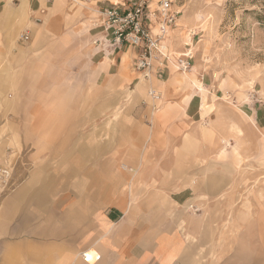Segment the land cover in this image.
<instances>
[{
  "label": "crops",
  "instance_id": "1",
  "mask_svg": "<svg viewBox=\"0 0 264 264\" xmlns=\"http://www.w3.org/2000/svg\"><path fill=\"white\" fill-rule=\"evenodd\" d=\"M53 1L35 23L29 13L38 9L30 0H0V54L7 57L0 71V132L17 131L16 144L10 141L21 151L16 185L0 205V264H233L228 231L220 245L203 238L196 225L201 215L187 208L184 190L171 192L159 181L171 177L164 148L174 144L187 106L163 97L155 112L148 104L140 114L150 115L151 126L133 106L116 107L123 92L151 103L149 88L170 90L165 82L172 75L161 83L154 72L146 79L140 71L132 88L136 50L124 44L109 57L95 56L87 21L75 26L84 8L70 12L73 0ZM26 26L30 37L21 41ZM109 93L115 105L106 111ZM108 111L112 124L97 121V135L79 137ZM100 132L108 139H95ZM11 144L0 136V147ZM119 147L126 153L116 154ZM119 162L143 181L125 186L132 173ZM137 163L141 171H134Z\"/></svg>",
  "mask_w": 264,
  "mask_h": 264
},
{
  "label": "rangeland",
  "instance_id": "2",
  "mask_svg": "<svg viewBox=\"0 0 264 264\" xmlns=\"http://www.w3.org/2000/svg\"><path fill=\"white\" fill-rule=\"evenodd\" d=\"M36 1L39 2L37 5L30 0L32 8L36 6L38 10L33 12L31 9L29 17L33 22L41 23L53 0ZM130 1L73 0L70 3V12L74 6L84 8V15L80 14L82 19L75 26L87 21L91 28L88 46L96 52L95 56L109 57L115 48L101 26L100 11L110 5L127 7ZM151 1L154 8L157 0ZM171 5L178 11L177 25L167 36V46L174 58L189 52V68L179 70L176 63H172L161 75L156 74L161 83L172 75L165 82V87L170 90L149 88L159 95L157 100L151 92L148 94L151 103L135 93L132 98H126L123 92L116 107L133 106L137 115L151 126L150 115L140 112L150 106L155 112L161 105V97L167 104L175 103L179 108L187 106L186 112L177 118L174 146L164 148V154L172 160L163 167L171 177L159 181L171 192L184 190L187 208L201 215V221L196 225L203 238L219 240L220 245L228 231L233 264H261L264 261L261 259L264 256V0H171ZM29 37L26 26L19 39L27 41ZM126 52L130 53L127 50L123 54ZM6 59L0 54V71L5 68ZM140 73L135 70L132 88ZM150 74L144 77L149 79ZM105 103L106 111L114 107L110 93ZM114 117L108 111L88 130L79 132V137L88 132L90 136L97 135L94 133L96 127H93L97 121L108 125L113 123ZM16 135L14 130L0 132L9 144L10 140L15 142ZM97 138L108 139L103 132ZM12 144L6 150L0 147V155L3 153L9 158L6 163L1 162L3 165L0 163V167L9 173L6 178L0 171V205L17 182L13 171L21 151ZM33 149H26L27 158L31 159ZM125 149L127 151V148L119 147L115 153L124 154ZM144 149L137 155L142 156ZM118 166L132 173L128 164L119 162ZM134 168V171H141L142 165L137 163ZM132 174L125 186L143 181ZM199 205L201 209H197Z\"/></svg>",
  "mask_w": 264,
  "mask_h": 264
},
{
  "label": "built area",
  "instance_id": "3",
  "mask_svg": "<svg viewBox=\"0 0 264 264\" xmlns=\"http://www.w3.org/2000/svg\"><path fill=\"white\" fill-rule=\"evenodd\" d=\"M177 14L178 11L172 9L171 0H157L154 8L151 0H131L127 7L110 5L100 11L101 26L107 39L115 47L126 44L135 48L134 67L145 77L151 72L161 75L172 63H176L179 70L189 68L191 56L185 53L174 58L166 42L170 30L177 25ZM151 95L153 98L159 96L152 92ZM81 255L89 262L91 256L87 251Z\"/></svg>",
  "mask_w": 264,
  "mask_h": 264
},
{
  "label": "bare ground",
  "instance_id": "4",
  "mask_svg": "<svg viewBox=\"0 0 264 264\" xmlns=\"http://www.w3.org/2000/svg\"><path fill=\"white\" fill-rule=\"evenodd\" d=\"M152 4H153V3H152ZM187 45H188V44H187ZM187 50H188V49H187ZM189 51H192V48H190ZM185 53L188 54L189 52H185ZM185 53H184V54H185ZM123 56L126 57L125 55H123ZM148 76H149V75H148ZM150 92H151V90H149V93H150ZM149 95H150V94H149ZM150 97H151V96H150ZM151 98H152V97H151ZM154 98H156V96H155ZM157 98H158V97H157ZM157 98H156V99H157ZM88 255H89V254H88Z\"/></svg>",
  "mask_w": 264,
  "mask_h": 264
}]
</instances>
